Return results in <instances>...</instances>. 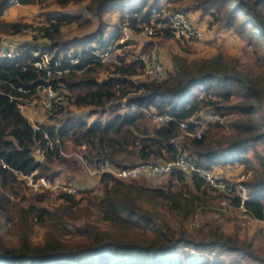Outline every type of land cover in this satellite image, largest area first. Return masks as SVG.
Masks as SVG:
<instances>
[{
	"label": "trees",
	"instance_id": "1",
	"mask_svg": "<svg viewBox=\"0 0 264 264\" xmlns=\"http://www.w3.org/2000/svg\"><path fill=\"white\" fill-rule=\"evenodd\" d=\"M42 1L0 0V33L26 34L29 23L6 21L3 13L13 3ZM249 2L252 6L245 0H87L86 13L101 20L93 31L63 37V26L81 23L83 16L48 10L43 23L32 28L35 33L12 42L13 48L0 42V217L14 236L10 243L0 232V264H240L241 257L264 263L251 243L225 232L219 221L191 223L224 199L225 206L244 207L248 217L264 219V153L259 150L264 146V0ZM175 3L179 7H171ZM111 9L132 30L159 20L164 11L209 14L208 26L235 32L251 48L252 59L221 50L208 56L173 52L161 79H135L142 61L117 54V61L105 62L99 56L122 27L106 32L101 15ZM88 21L85 17L83 23ZM157 35L174 38L169 29ZM44 58L45 65L35 64ZM49 84L62 92L48 107L47 119L54 122H30L20 105L38 98ZM71 107L89 111L73 114ZM202 110L218 118L200 137L182 134L180 123L187 121L192 131L191 118ZM95 113L100 115L90 120ZM226 116L229 129L220 121ZM65 147L73 153L65 154ZM34 149L40 150V161ZM181 152L194 168L240 164L250 176L229 181L224 192L193 169L173 167L155 185L142 173L122 178L107 171L94 175L98 193L77 185L78 196L60 192L52 208L42 204L48 191L24 192L23 175L52 179L62 167L79 171L107 163L120 168L174 160ZM36 224L43 230L39 241L31 239Z\"/></svg>",
	"mask_w": 264,
	"mask_h": 264
},
{
	"label": "rangeland",
	"instance_id": "2",
	"mask_svg": "<svg viewBox=\"0 0 264 264\" xmlns=\"http://www.w3.org/2000/svg\"><path fill=\"white\" fill-rule=\"evenodd\" d=\"M87 3V0L73 3L69 2L65 5L56 2L55 0H43L40 3L35 4H11L3 13L2 18L6 21H20L26 22L30 24V28L26 30V34L20 35H9L0 33L1 37V45L12 47V42L29 37V34L35 33L33 31V27L41 25L45 19L43 13L45 11H56V12H69L73 14H79L82 17V22L74 21L70 24L63 26L62 36L63 37H71L73 35L84 34L86 32L93 31L96 27H98L101 23L100 17L86 13L84 9V5ZM179 7V3L172 4L171 7ZM183 6V5H182ZM189 16L191 20L198 24L202 29V36L197 40H188V39H177L171 38L167 40H163L159 35H155L154 37H148L144 33H142L139 29L132 30L126 27V23H120L119 14L117 11L111 9L104 11L101 15V19L104 21L106 25V32L112 31L113 28L115 30L119 26H124L123 31L124 33L120 32L119 39L116 40V44H123L121 48H115L112 54H108L103 61L105 62H112L115 61L113 59V55L115 53L123 54L122 57L125 61H128L130 57V53H136L140 50L149 51L150 49H155L158 54V59L162 63L163 69L170 68V55L173 52H181L187 53L190 56H208L211 54L216 53L218 50L229 54H239L244 61H250L252 59L253 54L251 48H246L245 42L241 39L235 32L231 30H225L220 28L216 23L212 24L211 27L208 26V22L212 20V17L209 14H202L200 11L190 12ZM87 17L89 19L88 22L83 23L84 18ZM108 32V33H109ZM188 50V51H186ZM163 77V76H162ZM135 79H148L145 74L144 70L140 75L134 76ZM45 92L43 90L40 91L39 97L27 102L26 104L23 103L20 105L21 110L23 113L28 116L29 121L33 123L37 122H54V120L47 119L49 113H52L51 109L45 106L43 102V94ZM89 108H75L71 107V113H88ZM67 112V111H66ZM65 114V112H64ZM62 115V114H61ZM58 115L57 117H60ZM99 113L92 114L90 116V120L94 119ZM61 118V117H60ZM231 117H221L220 121L224 123L226 129H229L227 124L228 119ZM38 150V149H37ZM259 150L264 153V146L263 144H259ZM65 154L73 153L71 151V147H65L63 150ZM40 159H42V154L40 150H38ZM70 153V154H71ZM249 155H253V150L249 151ZM67 156V155H66ZM55 165V164H54ZM215 165H223V164H215ZM56 167V166H55ZM94 167L89 166L86 167L85 170L79 171H71L69 168L62 167L61 173L58 175L61 179L65 178V176L73 175L75 177L74 182L78 186L85 185L86 187L92 188L94 191L95 188L98 186V180L94 176L91 171H93ZM219 169V168H218ZM219 176H222L228 179L230 182L238 183L241 180L247 179L250 176V172H246L243 168V165L235 164L228 166L227 169H220L217 172ZM143 177L146 179L147 184L155 185L160 184L166 179V175H154L150 173H142ZM56 179V176L52 179H49L51 183ZM25 182L26 179L24 178ZM26 190L24 191L26 195L35 192H47L48 200L42 202V204L46 205L49 208L54 207L58 203L56 188H49V189H34L31 188L28 184H26ZM238 192H241L239 185H238ZM218 191V190H215ZM97 192V191H96ZM98 193V192H97ZM76 194V192H75ZM79 194H76L78 196ZM224 202V204L222 203ZM222 202H218V204L214 205L208 211L204 213L197 214L193 221L191 222L194 224L195 227L199 226V223L204 220H217L222 223L223 230L229 234L237 236L240 241H244L247 243H251L252 249L255 253L264 258V220L253 219L246 215V213L239 209V208H228L225 206L228 202L224 199ZM224 214V215H223ZM79 221L82 218L78 219ZM10 223L8 221L3 220L0 217V232L2 233L3 237L9 241L10 243L14 240L13 234H11L10 230ZM43 230L42 227L38 224L34 226V230L31 235V239L33 241H39L42 238ZM226 257V255H224ZM240 264H264L260 261L250 259L247 257H241Z\"/></svg>",
	"mask_w": 264,
	"mask_h": 264
},
{
	"label": "built area",
	"instance_id": "3",
	"mask_svg": "<svg viewBox=\"0 0 264 264\" xmlns=\"http://www.w3.org/2000/svg\"><path fill=\"white\" fill-rule=\"evenodd\" d=\"M123 27L118 28L119 33L120 32L124 33ZM165 29H169L172 32L173 37L180 39V40L182 39L197 40L201 38L202 36V29L200 28V26L191 20L187 12H184L179 9L164 11V13H162V15L160 16L159 20L152 18L149 20V22L141 23L139 25V30L145 35H147L148 37H154L155 35L159 34ZM119 36L120 35L114 38L113 45L110 46L109 49L99 53V56L101 57L102 60H104L108 54H112L115 48L117 47L121 48L122 45L126 44V43H123L121 45L120 43L119 44L115 43L116 40L119 39ZM117 54L121 56L123 55L120 53H115L113 55V59L115 61H117V59L115 58ZM129 55H130L129 58L137 59L143 62L144 74L148 79L159 80L162 78L164 74V69H163L162 63L158 59V54L155 49L152 48L149 51L140 50L136 53H130ZM46 61L47 59L44 58L41 63L37 62L35 64L45 65ZM43 91L45 93L43 94L42 100L45 106L47 107L56 105V103L62 97L61 89L54 88L50 84L47 85L43 89ZM166 117L168 116L167 115H157L155 118L162 120ZM215 118H218V116L212 111L202 110L196 113L191 118V120L196 124L195 128L192 131L188 129L187 121L180 123L182 134L200 137L203 129L208 125L210 121H213ZM34 127L36 126L34 125ZM173 167H178L185 171H190L193 169L200 176L204 177L206 179V182L213 188L224 191V192L228 191L229 180L222 176H219L213 164L208 167H203V168L195 167L194 168L191 165L189 159L186 157V155L183 152L177 154L174 160L162 161V162H143V163L134 164V165L127 166V167H120V168H115L107 163H103V164H100L98 167H94L91 173L98 176L104 172L109 171L122 178H131V177H135L139 175L140 173H150L154 175L166 174V173H169ZM33 174L34 173L22 176L23 178L26 179L25 183L28 184L31 188L43 190V189H49V188L54 187L56 188L55 190L57 194L60 192H67V193L74 194L77 190V184L71 179H67V178L61 179L60 176H56V179L51 183L49 178L45 176L33 177ZM240 195L243 197H246V192L243 187H241ZM222 203L224 204V202ZM226 207L230 208L231 205H228ZM239 209L244 211V207H239ZM253 219H257V218H253ZM259 220H264V219H259Z\"/></svg>",
	"mask_w": 264,
	"mask_h": 264
},
{
	"label": "water",
	"instance_id": "4",
	"mask_svg": "<svg viewBox=\"0 0 264 264\" xmlns=\"http://www.w3.org/2000/svg\"><path fill=\"white\" fill-rule=\"evenodd\" d=\"M250 6H252L250 3L251 2H249V0H245ZM254 9V8H253ZM263 21V23H264V20H262ZM264 100V99H263ZM263 104H264V101H263ZM33 157L35 158V160L36 161H39V159H40V155H39V152H38V150L37 149H34L33 150Z\"/></svg>",
	"mask_w": 264,
	"mask_h": 264
},
{
	"label": "crops",
	"instance_id": "5",
	"mask_svg": "<svg viewBox=\"0 0 264 264\" xmlns=\"http://www.w3.org/2000/svg\"><path fill=\"white\" fill-rule=\"evenodd\" d=\"M27 118H29V117L27 116ZM230 165H235V164H223V165H215L214 164V168H215L216 172H218V171H220V169H227L228 166H230Z\"/></svg>",
	"mask_w": 264,
	"mask_h": 264
}]
</instances>
